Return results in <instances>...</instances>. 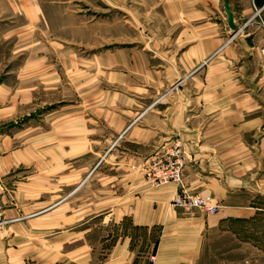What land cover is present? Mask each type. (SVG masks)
Wrapping results in <instances>:
<instances>
[{"label":"crops","instance_id":"obj_1","mask_svg":"<svg viewBox=\"0 0 264 264\" xmlns=\"http://www.w3.org/2000/svg\"><path fill=\"white\" fill-rule=\"evenodd\" d=\"M166 3L190 45L169 64L168 95L142 119L125 96L114 111L95 75L75 72L81 101L57 109L56 120L46 113L40 130L18 132V107L32 117L33 76L40 82L45 71L33 74L30 48L19 78L14 62L0 81V130L13 117V128L0 132V264H264V33L248 22L264 0H228L236 31L223 0ZM99 118L107 128L97 136ZM16 142L24 146L14 149ZM97 143L110 150L111 172L96 171L102 160L81 168ZM176 146L186 155V188L214 198L217 214L172 206L174 184L153 189L132 169ZM37 149L60 151L36 158ZM31 166L38 171L20 172Z\"/></svg>","mask_w":264,"mask_h":264},{"label":"rangeland","instance_id":"obj_2","mask_svg":"<svg viewBox=\"0 0 264 264\" xmlns=\"http://www.w3.org/2000/svg\"><path fill=\"white\" fill-rule=\"evenodd\" d=\"M177 17V20L169 19L170 7L166 0H0V81L8 77L14 62L19 78L24 70L20 66L29 59L30 48L33 74L40 67L45 71L40 82L33 76L32 117L25 115V107H18L17 131L27 124L40 130L38 125L46 113L51 114L49 121L56 120L57 109L81 101L73 95L70 76L75 72L82 76L95 75L101 88L99 95L112 96L114 111H118L116 105L121 104L116 98L125 96L133 112L131 116L142 119L145 110L156 109V102L168 95L169 64L179 62L190 45L179 35L184 23L182 17ZM14 33L15 39L7 41L8 35ZM15 46L16 54L12 52ZM68 62H73L74 66L70 68ZM3 105L7 106L8 101L1 102V107ZM80 119L89 117L85 115ZM12 120L2 118V134L13 128L9 125ZM97 127L99 136L107 128L106 121L99 118ZM37 132L34 137L40 135ZM23 146L16 142L13 148ZM55 149L42 153L37 149L34 156H58L60 150ZM87 150L80 158L82 170L88 172L102 160L96 171L111 172L108 147L97 143L96 154L92 149ZM139 168L132 167L142 173ZM38 169L39 166H31L20 172Z\"/></svg>","mask_w":264,"mask_h":264},{"label":"built area","instance_id":"obj_3","mask_svg":"<svg viewBox=\"0 0 264 264\" xmlns=\"http://www.w3.org/2000/svg\"><path fill=\"white\" fill-rule=\"evenodd\" d=\"M263 12L264 6L261 8L254 7V11L248 22L257 21L264 33ZM259 51L264 57V44L260 47ZM185 156V153L179 146H176L171 148L162 157H155L144 161L139 170L142 172L146 184L153 189L160 188L167 184H174L176 186L177 193L171 200L172 206L184 210L198 209L208 215L217 214L220 207L214 198L210 196L193 195L186 188L183 180ZM0 223H2L1 212Z\"/></svg>","mask_w":264,"mask_h":264},{"label":"water","instance_id":"obj_4","mask_svg":"<svg viewBox=\"0 0 264 264\" xmlns=\"http://www.w3.org/2000/svg\"><path fill=\"white\" fill-rule=\"evenodd\" d=\"M223 8H224V12H225L226 18H227L228 29L231 31H236L237 27L233 23L232 15H231L229 8H228V0H223Z\"/></svg>","mask_w":264,"mask_h":264}]
</instances>
